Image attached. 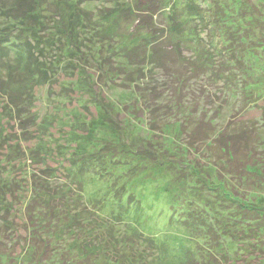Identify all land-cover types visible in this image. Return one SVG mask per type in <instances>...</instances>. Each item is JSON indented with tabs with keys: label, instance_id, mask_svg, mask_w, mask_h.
I'll use <instances>...</instances> for the list:
<instances>
[{
	"label": "trees",
	"instance_id": "trees-1",
	"mask_svg": "<svg viewBox=\"0 0 264 264\" xmlns=\"http://www.w3.org/2000/svg\"><path fill=\"white\" fill-rule=\"evenodd\" d=\"M58 1L61 7L66 5L67 9L56 13L49 4ZM89 1L0 0V21L3 24V33L0 34V121L5 125L3 129L11 127L6 123V115L10 123L18 124L20 132L30 124L39 125L40 130L35 128V136L47 131L51 124H67L66 118L59 120L51 114L45 116V120L36 122L32 105L37 87L45 88L49 84L47 89H50L58 75L64 73L69 77L74 72L77 77L75 83L82 79L87 81V86L94 83L104 87L115 83L126 86L134 97L133 106L128 103L117 107L102 93L97 95L90 89L93 106L100 108L108 123L117 131L122 132L124 128L114 117L124 114L125 118L135 119L140 126L145 125L147 137L136 140L138 149L135 153L131 147L126 152H133L136 158L120 162L115 154L105 157L102 164L89 160L76 172L70 165L64 184L57 186L50 182V178L55 177V171L51 169H47L45 176L44 173H31L29 178H22L23 184L18 177L13 178L9 174L12 166L24 160L25 150L21 149L16 137L13 140L11 131L2 129L0 264L8 259L20 264L24 257L28 264H46L49 260L58 264H92L98 260L115 264H264V131L259 129L251 136L250 129L215 127L214 117L224 104L216 105L214 99L219 98L214 93L203 95L210 106L205 103L202 109L207 108L208 111L196 109L198 104L184 100V92L193 88L189 82L199 76L207 77L211 85L220 83L228 95L234 78L237 79L238 92H245L251 86L250 82H245L244 86L242 83L244 74L249 71L244 65L247 56H250L248 50L253 47L239 42L236 35L228 34L230 29L226 28L219 37V41L223 42L220 48H216L211 39L216 27L224 30L227 25V18H219V15L226 16L236 9L239 0H205L212 5V9L209 7L210 10L205 12L211 14V18H205V14L196 11V6L193 8L197 0H150L151 5L159 3L163 8L164 25L161 31L164 35L161 38L156 36V26H142V18L133 19L136 25L130 31V20L122 25L124 22L119 19L118 13L110 12L107 16H115L109 20L108 26L107 23L101 24V32L98 31L96 37L97 41L101 39V44L94 53L79 39L90 30V25L93 26L90 12L82 8ZM40 11H45L48 17ZM244 19L237 18L238 24L245 25ZM232 25L235 27L237 23L231 24V28ZM200 33H206V37L211 34V38H202ZM128 38L136 41L131 48H117L123 41L128 42ZM56 58L59 59L57 62L52 61ZM157 69L163 71L162 84L152 73ZM90 72L96 73L97 77L94 78ZM68 85L73 86V83L67 80L61 84L64 96L71 91ZM70 113L72 117L78 112L73 109ZM142 115L147 119L145 123ZM261 117L264 118V113ZM156 144L172 163V169H177L175 178L181 176L179 179H183L181 164L193 168L207 166L213 172L217 171L213 180L223 183L227 190H223L224 194L219 196L221 199L215 202V207L207 203L208 197L199 190H191L179 205L170 203L171 220L182 230L184 237L175 244L184 243L187 246L181 252L183 258L178 263L171 254L166 259L164 243L156 244L128 223L123 214L103 216L97 207L93 210L83 198L82 179L89 173L94 174L97 180L111 178L120 165L133 163L126 178L131 180L146 173L149 163L164 166L162 157L157 159L146 152L148 146ZM34 148L30 153L33 151V155L43 162L52 150L46 139L41 137L36 138ZM169 156L173 159L169 160ZM109 158L114 163L111 170L107 169ZM137 165L143 168L137 169ZM71 175L77 180L70 178V187L67 179ZM114 192L120 199L127 195L124 187L115 188ZM215 193L219 195V192ZM131 197L129 195V202ZM132 198L135 201V197ZM114 221L120 224L118 228L112 224ZM143 241L154 247L156 254L152 256L153 262H135L129 255L132 246L126 245ZM19 246L21 250L17 252Z\"/></svg>",
	"mask_w": 264,
	"mask_h": 264
},
{
	"label": "rangeland",
	"instance_id": "rangeland-1",
	"mask_svg": "<svg viewBox=\"0 0 264 264\" xmlns=\"http://www.w3.org/2000/svg\"><path fill=\"white\" fill-rule=\"evenodd\" d=\"M166 2H172V0H166ZM213 2H215V0H213ZM195 4L196 2L193 4V8L196 6V11H200L202 15L209 11L210 8L212 9V5L209 1L197 0V4ZM49 5L56 13L59 10L67 9L66 5L61 7L59 1L57 3L53 2ZM148 6L149 9L147 8ZM226 6L224 7L227 9ZM235 7V11L231 10L226 16H222V14H220L221 16L219 15V18H227L226 23L228 27L226 25L224 30L223 28L218 29L216 27L215 30L212 31L213 37L211 38V34L208 37L214 40L213 42L216 45V48H220L221 43H223L222 41H219L221 33L226 29H230L228 30V34L232 33L233 35H236L239 42H243L245 46L250 45L253 47V49L248 50L250 56H247V62L244 65L246 67L248 66L249 71L244 74L245 79L242 83L244 86L245 82H250V84L252 83L251 86L248 87L245 92H243V90L238 92L239 87L237 79L234 78L235 81L233 82L232 90L228 95L227 90L220 83L211 85V82L207 77L199 76L197 79L189 82V86L193 88H189L191 89L190 91L187 90L184 92V95L186 96V99L184 98V100L190 104H198L199 107H196V109L201 110L204 108L203 106L205 103L210 106L209 101L207 99L205 100L203 95L207 94L206 96H208L214 93V95H217L219 98L218 100L214 99L216 105L224 104V106L219 107V110L214 117L215 127L218 129L227 128L230 130L246 128L250 129L251 136H254L259 132V129L260 131L261 129L264 131V118L262 119L261 117L264 113V0H239ZM82 8L90 12L93 26L90 25V30L81 35L79 39L92 53H94V51L96 52V47L101 44V39H98V41L96 40V37L99 35L98 31L101 32V24L107 23L108 26L110 24L109 20H111V18L117 13L119 19L124 22L122 25H125V22L130 20V31H133L136 25V20L133 21V19L142 18L144 20L142 23L143 27H151L154 25L157 27V30H155L156 36L161 38L164 35V33H162L163 31H161L164 25L162 17L163 8L159 3L151 5L150 0H91L88 3L83 4ZM110 12L116 13L115 15L112 14V16H107ZM40 13L43 16L46 14L45 11H40ZM68 14L69 11L66 15L68 16ZM45 16L48 17V15ZM52 17L58 18L56 16ZM204 17L211 18V14H205ZM237 18H245L244 20L246 24L243 26L241 25L242 23L238 24ZM236 23V28L232 25V30L231 24ZM2 33L3 24L2 21H0V34ZM51 33L52 30L48 31L47 34L49 35ZM200 34L202 38H208L205 35L206 33ZM215 34L218 35L215 36ZM133 35L134 37L136 36V30H134ZM137 38H139L138 35ZM228 38L230 37L228 36ZM135 42L136 41H131L130 38H128V42L126 40L123 41L122 44L117 45V48H120L121 46L131 48ZM58 60L59 59L56 58L52 61L57 62ZM244 65H242V67L245 69ZM152 73L154 78L161 83L164 78L163 71L157 69ZM90 74L94 76V78L97 77V74L94 72H90ZM235 76L237 77V74ZM56 78V82L52 84L53 86L50 89H47L49 84L45 88H36L32 110L36 112V122H40L42 119L45 120V116L51 114L54 115V117H58L59 120L60 118H66V120H68L67 124H51L47 131L41 132V135L38 134L35 136L37 133L35 128L40 130L39 125L35 127V125L30 124L26 126L23 132H20L18 124L12 123L11 119L10 123L9 119H7V115L6 123L9 125L11 124V127L8 130L3 129L5 125L1 124L0 121V131H2V129L7 130V132L11 131L13 133L12 138L16 137L20 141L21 149L25 150L23 156L24 160L21 159L19 163L12 166L9 170V174L13 178L18 177L22 183L26 177L29 178L31 176V173L36 175L44 173L45 176V173H48L47 169H51L55 171V177H51L50 182L53 185L56 184L57 186H62L64 184V176H67L66 170L70 165H72V171L76 172L81 165L84 166L89 160L90 162L94 160L98 163L101 162L102 164V160L105 157H110L115 154L119 156L120 162L130 160L131 157L136 158L135 154L133 155V152L135 153L136 149H138L136 146V140H145L147 137L145 125L143 124L144 126H140V123L134 121L135 119H127L123 114L114 117V120H116L119 126L124 128L122 132L117 131L108 123L105 115L100 111V108H95L93 106L94 102L92 99V93L90 92L91 89V91H95L97 95H101L102 93L106 99L111 101L110 103H113L117 107L119 104L128 103L133 106L132 101L134 100V97L129 93L128 88L126 86L122 87V84L120 83L105 87L101 84L97 85L94 83L95 80L93 77L91 80L94 84L91 86H87V81L82 79L81 82H83V84H80V81L75 83L77 77L74 75V72L69 77L64 73H61ZM67 80L72 82L73 86L68 85L71 88V91L64 96L61 84L63 81ZM236 92L239 94L236 95ZM224 101H226V103H224ZM103 102L105 104L107 103V101L104 100ZM73 109L79 114L77 113L78 115L76 114L71 117L72 114L70 112ZM202 110L208 111L207 108ZM141 117L143 123H145L147 119L144 118L143 115ZM139 130L142 131L139 132ZM39 137L45 138L52 148L50 156L48 155L44 162L38 160L33 155V151L30 153V150L35 149L36 138L38 140ZM13 140L15 141V138H13ZM130 147L133 152L127 154L126 152ZM206 147L204 148L207 149ZM197 150H200V148L197 147ZM146 152L155 156L157 159L162 157L165 162L164 166L159 167L158 165L149 163L147 164L149 168L145 170L146 173L144 172L131 180H127L126 178L128 171L131 169L130 166L133 165V163L120 165L111 174V178L105 177L102 180H97L94 174L89 173L82 179L83 198L87 204H90L91 207H93V210L97 207L100 214L103 216L123 214L122 216L126 217L128 223L135 226L146 236L152 238L156 244L164 243L166 259H169L171 254L172 259L178 263V261L183 258L181 252L186 250L187 246H185L184 243L175 244L178 239L183 236L182 230L171 220L172 212L170 211V203L172 205H179L182 198H187L190 195L191 190H199L204 191V196L208 197L207 203L215 207V202H218V199H221L219 196L222 197L224 194L223 190H227L223 183L219 184L217 180H213V174L217 173L216 170V172H213V170L207 166L193 168L181 164V171L184 172V174H182L184 180L182 178L179 179L181 176L175 178L177 169H172V163H170L168 157L162 153L159 145L156 144L153 147L148 146ZM125 158L126 160H124ZM172 159L173 158L169 156V160ZM200 162L204 164L206 163L203 161ZM113 165L114 163H111L109 158L107 169L109 168L111 170ZM142 168V166L137 165V169ZM168 168H171L172 171L168 170ZM25 173L27 175H25ZM70 178L74 180H77V178H73L72 175L68 176L67 184L71 187L72 183ZM121 187H124L127 191V195L120 199L119 197H116L114 189ZM215 191L219 192V195L215 193ZM129 195L135 197L136 202L133 201L134 198L132 197L129 199L132 201L129 202ZM226 198L227 200L230 199L228 195ZM123 207L127 208L125 213L126 216L124 215L125 208L123 209ZM103 220L110 223L107 219ZM112 224L117 228L120 225L118 221H114ZM116 234H118V232ZM20 246L17 248V252H20ZM126 246H132L129 255L135 262H153L152 256L156 253L154 247H152L150 243L143 241V243L135 242L130 243L129 245L127 244ZM3 262V264H16L17 261L11 262V260L8 259ZM20 264H28L27 259L25 257L22 258ZM46 264H58V262H52L49 260ZM92 264H115V262H103L98 260Z\"/></svg>",
	"mask_w": 264,
	"mask_h": 264
}]
</instances>
